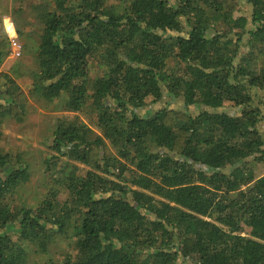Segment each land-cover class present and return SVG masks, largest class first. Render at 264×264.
Listing matches in <instances>:
<instances>
[{
	"label": "trees",
	"instance_id": "16d2710c",
	"mask_svg": "<svg viewBox=\"0 0 264 264\" xmlns=\"http://www.w3.org/2000/svg\"><path fill=\"white\" fill-rule=\"evenodd\" d=\"M6 13L0 264H264V0H0V68Z\"/></svg>",
	"mask_w": 264,
	"mask_h": 264
},
{
	"label": "rangeland",
	"instance_id": "374dc122",
	"mask_svg": "<svg viewBox=\"0 0 264 264\" xmlns=\"http://www.w3.org/2000/svg\"><path fill=\"white\" fill-rule=\"evenodd\" d=\"M241 7L243 12L245 10V4L243 3ZM6 18H10V14L6 13V15L2 17L3 22ZM14 63L15 61L7 59L0 68V71L8 72ZM17 82L23 91H28L29 81L26 77L20 78ZM165 105H167L165 101L157 103L148 102L145 110H152ZM180 106L181 101H174L169 104V107L173 108ZM193 110L194 109L191 108V111ZM143 113H145V111L140 112V114ZM51 115L53 116L51 113H45L38 105L31 102L28 120L24 124L19 125L12 121H7L0 128L3 134L4 147L27 153V159L34 169V175L36 177L26 186V189L33 190L36 181L43 179V160L44 156L48 153L45 145V139L47 138L46 129L49 125L48 123L52 120Z\"/></svg>",
	"mask_w": 264,
	"mask_h": 264
},
{
	"label": "built area",
	"instance_id": "2783aa9c",
	"mask_svg": "<svg viewBox=\"0 0 264 264\" xmlns=\"http://www.w3.org/2000/svg\"><path fill=\"white\" fill-rule=\"evenodd\" d=\"M3 28L9 41L10 54L8 60H18L21 57L22 45L18 40L14 24L10 18L4 19Z\"/></svg>",
	"mask_w": 264,
	"mask_h": 264
}]
</instances>
